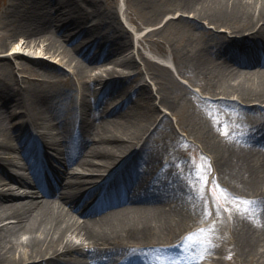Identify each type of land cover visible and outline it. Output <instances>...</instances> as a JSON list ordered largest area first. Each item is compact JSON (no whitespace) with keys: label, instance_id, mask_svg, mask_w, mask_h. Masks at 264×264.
Returning <instances> with one entry per match:
<instances>
[{"label":"bare ground","instance_id":"obj_1","mask_svg":"<svg viewBox=\"0 0 264 264\" xmlns=\"http://www.w3.org/2000/svg\"><path fill=\"white\" fill-rule=\"evenodd\" d=\"M176 1L177 10L192 15L178 19L200 30L191 58L212 95L222 96L211 104L239 116L227 138L210 150L213 178L235 204L224 218L231 244L247 262L264 264V0ZM39 5L35 16L33 6ZM9 6L12 29L0 33V62L22 58L28 49L37 66L26 69L32 75L66 84V66L69 78L89 81L79 97L30 79L0 86L6 108L0 113V264H192L185 248L194 231L187 226L189 213L199 211L176 179L172 156L154 154L152 137L166 120L145 136L157 110L144 121L127 103L137 93L152 99L151 88L139 82L117 95L126 75L107 68L136 66L132 56L116 58L114 43L106 46L111 29L104 24L122 27L116 8L102 12L98 0H58L51 7L42 0H15ZM18 37L23 42L10 48ZM126 96L118 105L109 103ZM166 100L158 97L159 103ZM108 116L124 122L117 126L107 119L98 128L95 120ZM55 135L61 152L52 169L59 184H43L39 199L29 200L35 177L16 175V156L27 144H46ZM95 177L118 197L95 201Z\"/></svg>","mask_w":264,"mask_h":264},{"label":"rangeland","instance_id":"obj_2","mask_svg":"<svg viewBox=\"0 0 264 264\" xmlns=\"http://www.w3.org/2000/svg\"><path fill=\"white\" fill-rule=\"evenodd\" d=\"M14 1L0 0V33L12 29L9 5ZM42 1L50 7L57 6L58 3V0ZM98 3L102 12L106 13H111L110 11L115 7L123 24L119 27L114 22L104 21L106 28L108 25L111 29V36L105 39V43L111 48L112 42L119 49L120 54L116 58L132 56L136 63L131 69L114 66L111 63L107 65L108 69L115 67L118 71L124 72L122 76L126 75L122 86L115 88V93L121 95L128 86L133 87L139 82L149 85L152 99L148 100L145 94L137 93L134 100L139 99L135 102L131 100L129 106L134 107L144 121L145 118L152 116L153 108L157 110L158 114L154 115L156 122L152 125L147 124L148 131L145 136L158 127L162 118L166 120L152 137L157 146L154 154L156 153L157 158L166 157L167 154L172 156L177 170L176 179L191 193L190 203L193 202L195 205L192 204L193 208L199 211L190 212V221L188 226L186 224L194 231L187 241L189 246L185 248L190 261L192 264H254L241 258L238 249L231 244L229 228L224 218L233 214L235 204L227 198L222 191L221 182L214 179L211 173L212 144L227 138L230 130L238 122L239 116L229 109L222 110L211 104V101L222 96L212 95L210 83L194 68L191 51L194 52L202 36L200 30L195 29L189 22L178 19L179 16L191 18L192 15L177 10L176 0H98ZM33 7L36 9L34 11L36 16L40 5ZM91 17L101 18L99 15ZM204 25L206 28H213L206 23ZM140 29L148 30L138 42L143 53L139 49H129L131 44H136L133 33ZM218 30L223 31V29ZM22 42L23 38L18 37L12 41L10 48L19 46ZM22 50V58L13 59L11 63L0 62V86L3 81L14 84L12 79L17 78L19 81L30 79L44 82V86L49 90L69 89L73 97H79L83 90L86 91L85 86L89 79H86V82H79L69 78L70 70L66 66L62 67L61 77L65 78L63 75H66L68 78L66 84H51L46 76L32 75L30 70L37 69L36 64L30 61L32 51ZM41 58L45 63L54 64L49 61L48 56L43 55ZM144 58L150 62L146 63ZM28 66L30 70H26ZM102 70L96 69L93 73ZM159 96H164L171 106L167 103H159ZM155 97L157 100L154 99ZM126 98L123 97L122 101ZM109 103L112 107L119 104L116 101ZM5 109L0 103V113ZM107 119L116 120L113 116L98 117L95 124L98 128L108 125ZM116 121L118 126L124 122V119ZM113 124L115 122L111 121L110 125ZM94 132L95 129L92 130V133ZM97 179L98 177H95L93 180L97 181ZM206 215L209 216L207 221L204 219ZM7 222L13 223L14 220L9 219ZM73 241L80 243L75 237Z\"/></svg>","mask_w":264,"mask_h":264}]
</instances>
